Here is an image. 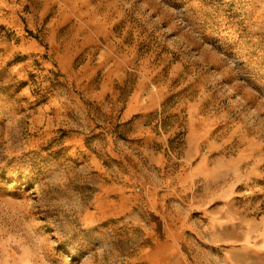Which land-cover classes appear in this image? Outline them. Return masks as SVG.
<instances>
[{
  "label": "rangeland",
  "instance_id": "obj_1",
  "mask_svg": "<svg viewBox=\"0 0 264 264\" xmlns=\"http://www.w3.org/2000/svg\"><path fill=\"white\" fill-rule=\"evenodd\" d=\"M208 208L264 222V0H0V264H222Z\"/></svg>",
  "mask_w": 264,
  "mask_h": 264
},
{
  "label": "crops",
  "instance_id": "obj_2",
  "mask_svg": "<svg viewBox=\"0 0 264 264\" xmlns=\"http://www.w3.org/2000/svg\"><path fill=\"white\" fill-rule=\"evenodd\" d=\"M216 209L208 208L205 215L207 223L205 225L207 234L210 233L217 244L221 241H229L226 249L223 250L221 257L222 264H264V222L251 221L249 225L240 223H231V229L227 231L224 237L221 223L223 216L213 217ZM242 222V221H241ZM219 225L213 228V224ZM243 223V222H242ZM242 226V231H241ZM222 249V248H221Z\"/></svg>",
  "mask_w": 264,
  "mask_h": 264
}]
</instances>
